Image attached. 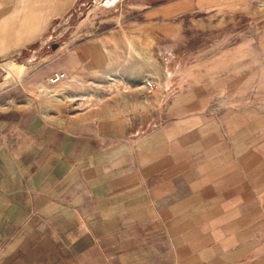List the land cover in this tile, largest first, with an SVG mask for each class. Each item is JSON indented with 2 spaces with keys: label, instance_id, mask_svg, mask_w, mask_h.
Returning <instances> with one entry per match:
<instances>
[{
  "label": "crops",
  "instance_id": "obj_1",
  "mask_svg": "<svg viewBox=\"0 0 264 264\" xmlns=\"http://www.w3.org/2000/svg\"><path fill=\"white\" fill-rule=\"evenodd\" d=\"M16 1L19 47L51 14ZM225 67L190 65L120 116L60 125L31 102L0 109V264H227L230 241H255L243 226L264 207L263 117Z\"/></svg>",
  "mask_w": 264,
  "mask_h": 264
},
{
  "label": "rangeland",
  "instance_id": "obj_2",
  "mask_svg": "<svg viewBox=\"0 0 264 264\" xmlns=\"http://www.w3.org/2000/svg\"><path fill=\"white\" fill-rule=\"evenodd\" d=\"M25 2L51 16L36 37L14 47L26 12L15 10L16 0L0 2V109L31 102L60 125L125 115L151 107L145 80L163 91L167 76L202 62L210 70L226 66L239 78L230 90L262 115L264 139V0ZM11 63L19 66L16 73ZM237 68L244 74L237 76ZM54 71L63 77L50 83ZM128 84L139 87L133 97ZM261 213L260 225L243 226L244 237L254 231L255 241H230L227 264H264V207ZM220 242L211 245L219 249Z\"/></svg>",
  "mask_w": 264,
  "mask_h": 264
},
{
  "label": "built area",
  "instance_id": "obj_3",
  "mask_svg": "<svg viewBox=\"0 0 264 264\" xmlns=\"http://www.w3.org/2000/svg\"><path fill=\"white\" fill-rule=\"evenodd\" d=\"M63 77V73L62 72H59V71H54L52 72L49 77H48V81L50 83H56L58 82L61 78ZM144 86L146 87V93L150 96H153V95H158L159 92H161V90L158 88V84L155 82V83H152L148 80H145L144 81Z\"/></svg>",
  "mask_w": 264,
  "mask_h": 264
},
{
  "label": "bare ground",
  "instance_id": "obj_4",
  "mask_svg": "<svg viewBox=\"0 0 264 264\" xmlns=\"http://www.w3.org/2000/svg\"><path fill=\"white\" fill-rule=\"evenodd\" d=\"M152 82V81H151Z\"/></svg>",
  "mask_w": 264,
  "mask_h": 264
}]
</instances>
